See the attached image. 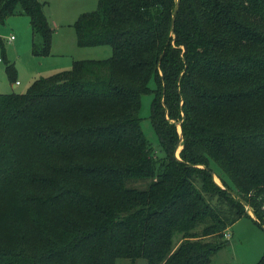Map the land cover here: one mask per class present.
Wrapping results in <instances>:
<instances>
[{"label": "trees", "instance_id": "trees-1", "mask_svg": "<svg viewBox=\"0 0 264 264\" xmlns=\"http://www.w3.org/2000/svg\"><path fill=\"white\" fill-rule=\"evenodd\" d=\"M98 5L77 43L110 58L0 94V264H209L238 220L264 226V0ZM15 15L49 56L44 3L0 0Z\"/></svg>", "mask_w": 264, "mask_h": 264}, {"label": "rangeland", "instance_id": "rangeland-1", "mask_svg": "<svg viewBox=\"0 0 264 264\" xmlns=\"http://www.w3.org/2000/svg\"><path fill=\"white\" fill-rule=\"evenodd\" d=\"M43 1L46 3L45 12L50 25L54 29L51 54L39 57L32 53V30L28 16L15 15L7 18L0 26V93L11 92L13 84L17 81L20 85L15 92L25 93L36 79L70 70L73 61L107 59L112 55V49L109 46L80 47L77 43L74 28L76 20L83 13L97 10L99 0ZM11 36H14L13 40L10 39ZM37 40L41 42L39 36ZM97 49H103L101 51L108 49V53H99L97 51L100 50ZM8 64H11L16 71L12 80L6 70ZM152 100V94L142 97L140 117L145 136L153 147H157L159 141L150 119ZM182 148L183 146L180 145L178 156ZM214 171H217L216 166ZM215 181L224 187L216 175ZM247 209L254 217V212L249 207ZM227 232L230 234L228 238L225 237L228 244L212 257L209 264H256L259 262L264 255V226L243 217ZM116 264H148V262L143 258L136 261L120 258Z\"/></svg>", "mask_w": 264, "mask_h": 264}, {"label": "crops", "instance_id": "crops-1", "mask_svg": "<svg viewBox=\"0 0 264 264\" xmlns=\"http://www.w3.org/2000/svg\"><path fill=\"white\" fill-rule=\"evenodd\" d=\"M41 2H43L44 3V12H45V8H46V3L43 1V0H40ZM45 14H46V16H47V13L45 12ZM48 18V17H47ZM31 46H32V44H31ZM96 47H100V48H102V47H105V46H96ZM110 47V46H109ZM97 50H100V51H97V52H99V53H101V52H104V53H108V49H104V51H101V50H103V49H97ZM112 52V51H111ZM74 62V61H73ZM20 85V83L17 81L15 84H13V86H12V90H11V92H4V93H0V94H6V93H12V92H15V89L18 87ZM253 217V216H252Z\"/></svg>", "mask_w": 264, "mask_h": 264}, {"label": "water", "instance_id": "water-1", "mask_svg": "<svg viewBox=\"0 0 264 264\" xmlns=\"http://www.w3.org/2000/svg\"><path fill=\"white\" fill-rule=\"evenodd\" d=\"M175 11H176V9H175ZM173 23H174V21H173ZM179 129H180V133H182V127H181V124H179ZM178 149H179V147L177 148V152H178ZM213 176H214V179H215V175L213 174ZM232 193H233V195L234 196H236V197H238L241 201H242V203L246 206V207H248V205H247V203L239 196V195H237L235 192H233V191H231ZM254 219H255V217H254Z\"/></svg>", "mask_w": 264, "mask_h": 264}, {"label": "built area", "instance_id": "built-area-1", "mask_svg": "<svg viewBox=\"0 0 264 264\" xmlns=\"http://www.w3.org/2000/svg\"><path fill=\"white\" fill-rule=\"evenodd\" d=\"M10 39L13 40V39H14V36H11ZM229 236H230V234L226 231V232H225V237L228 238Z\"/></svg>", "mask_w": 264, "mask_h": 264}]
</instances>
